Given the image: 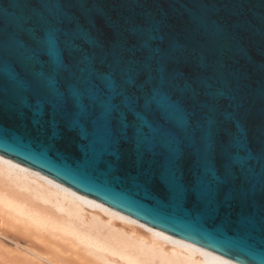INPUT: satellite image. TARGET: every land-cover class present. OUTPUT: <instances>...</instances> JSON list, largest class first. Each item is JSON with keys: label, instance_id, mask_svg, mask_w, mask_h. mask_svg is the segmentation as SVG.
<instances>
[{"label": "snow or ice", "instance_id": "obj_1", "mask_svg": "<svg viewBox=\"0 0 264 264\" xmlns=\"http://www.w3.org/2000/svg\"><path fill=\"white\" fill-rule=\"evenodd\" d=\"M164 23L86 13L81 0H63L53 16L20 0L10 21L0 18V127L37 140L55 128V146L71 140L77 158L83 132L113 154L122 178L165 198L182 195L187 209L230 235L264 230V187H253L264 124L253 137L244 123L245 74L207 49L201 24H187L185 44L147 40L144 30L163 37ZM247 27L237 22L229 35L238 39ZM210 75L227 86L209 89Z\"/></svg>", "mask_w": 264, "mask_h": 264}, {"label": "water", "instance_id": "obj_2", "mask_svg": "<svg viewBox=\"0 0 264 264\" xmlns=\"http://www.w3.org/2000/svg\"><path fill=\"white\" fill-rule=\"evenodd\" d=\"M43 13L56 16L62 11L63 0H36ZM20 9V0H0V18L10 21ZM81 10L86 13L114 15L128 21L151 18L164 19L161 37L146 28L147 40L164 45L190 42L187 24H201L207 34L206 47L245 74L242 82L246 100L244 123L253 137L264 124V0H81ZM247 24L238 39L229 35L230 26ZM217 25L223 31L217 33ZM84 39L91 43L85 34ZM157 50H159L157 48ZM207 87L226 82L208 76ZM211 91L208 95H211ZM35 123V121H33ZM59 133L53 128L46 138L30 137L21 129L0 127V155L28 167L82 195L107 205L154 229L203 247L240 264H264V230L258 225L247 235H230L224 225L213 222L205 212L189 210L182 195L172 191L165 198L152 192L136 177L122 178L108 159L113 154L107 147L82 132L78 144L80 158L73 155L71 140L59 142ZM248 157L242 159H250ZM257 164L260 158L256 157ZM259 172L254 173V189L264 187Z\"/></svg>", "mask_w": 264, "mask_h": 264}, {"label": "bare ground", "instance_id": "obj_3", "mask_svg": "<svg viewBox=\"0 0 264 264\" xmlns=\"http://www.w3.org/2000/svg\"><path fill=\"white\" fill-rule=\"evenodd\" d=\"M0 218L2 225L20 228L53 251L68 247L85 264H240L154 229L1 155ZM24 250L26 263L56 264L45 253L30 247ZM14 260L0 264H21Z\"/></svg>", "mask_w": 264, "mask_h": 264}, {"label": "rangeland", "instance_id": "obj_4", "mask_svg": "<svg viewBox=\"0 0 264 264\" xmlns=\"http://www.w3.org/2000/svg\"><path fill=\"white\" fill-rule=\"evenodd\" d=\"M30 247L46 255L51 258V260L56 264H85L82 263V260H78L74 251H70V249L66 246H59L58 250H51L44 243L37 240L35 237L30 236L25 231L20 228H11L9 226L2 225L0 218V262L3 261H16L21 264H30L26 263L23 256L24 248ZM12 258V259H11ZM54 259V260H53ZM81 262V263H80ZM7 264H11L10 262ZM87 264V263H86ZM89 264V263H88Z\"/></svg>", "mask_w": 264, "mask_h": 264}]
</instances>
